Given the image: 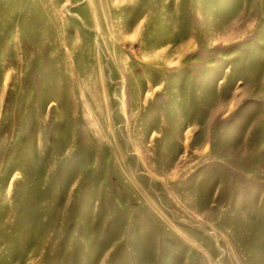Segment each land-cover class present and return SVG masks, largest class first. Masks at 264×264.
Segmentation results:
<instances>
[{
	"label": "rangeland",
	"instance_id": "obj_1",
	"mask_svg": "<svg viewBox=\"0 0 264 264\" xmlns=\"http://www.w3.org/2000/svg\"><path fill=\"white\" fill-rule=\"evenodd\" d=\"M0 264H264V0H0Z\"/></svg>",
	"mask_w": 264,
	"mask_h": 264
}]
</instances>
